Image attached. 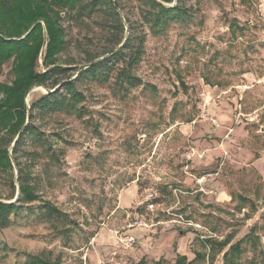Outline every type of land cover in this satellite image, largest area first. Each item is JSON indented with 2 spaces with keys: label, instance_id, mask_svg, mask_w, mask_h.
<instances>
[{
  "label": "rangeland",
  "instance_id": "rangeland-1",
  "mask_svg": "<svg viewBox=\"0 0 264 264\" xmlns=\"http://www.w3.org/2000/svg\"><path fill=\"white\" fill-rule=\"evenodd\" d=\"M91 1L61 15L64 70L26 95L57 88L65 107L28 119L17 157L38 198L0 228V264H225L235 243V264H264V0H156L186 11L167 24L151 0Z\"/></svg>",
  "mask_w": 264,
  "mask_h": 264
},
{
  "label": "trees",
  "instance_id": "trees-1",
  "mask_svg": "<svg viewBox=\"0 0 264 264\" xmlns=\"http://www.w3.org/2000/svg\"><path fill=\"white\" fill-rule=\"evenodd\" d=\"M82 1L85 0H0V73L3 64L10 60L13 73L10 82H0V171L9 175L8 183L13 195L16 191L15 184L18 191L15 200L18 204L9 201L13 195L5 198L7 200L0 196V228L11 224L10 215L17 211L23 202H32L38 198L29 172L20 164L17 157L25 134L33 130V126L29 120L26 122V119L27 116L28 119L31 118L32 111L37 107L55 110L65 106L57 88L48 91L29 105L26 103V95L33 86L44 84L53 73L64 70L55 64L57 54L65 45L64 30L60 26L61 15ZM99 1L101 0L91 2L96 4ZM104 2L114 8L112 0ZM151 3L160 10V16L155 18V21L160 23L167 24L169 20L173 21L181 18L182 14L186 15V11L178 6H164L156 0H151ZM113 11L115 14V8ZM161 16L162 19L159 18ZM39 56L45 69L43 71L37 69ZM91 69L93 68L86 72H90ZM125 74L124 78L130 81L131 75ZM57 83L54 81L53 86ZM61 85L65 86L68 92L77 95L72 79H67ZM217 243L219 248L224 250L228 239ZM239 252L238 243L224 250L225 264H235ZM184 259V255H179L177 262ZM24 264H60V261L30 255Z\"/></svg>",
  "mask_w": 264,
  "mask_h": 264
},
{
  "label": "built area",
  "instance_id": "built-area-1",
  "mask_svg": "<svg viewBox=\"0 0 264 264\" xmlns=\"http://www.w3.org/2000/svg\"><path fill=\"white\" fill-rule=\"evenodd\" d=\"M156 198V194L154 192H147L146 195H145V201H146V209L147 210H153L154 207H155V203L153 202ZM134 224H137L138 226L140 227H145V228H148V227H151L153 226L152 223L146 221L145 219H139L137 222L133 223ZM125 241L127 242V244L130 246H132V244L135 242V238L131 235H127L126 236V239Z\"/></svg>",
  "mask_w": 264,
  "mask_h": 264
},
{
  "label": "water",
  "instance_id": "water-1",
  "mask_svg": "<svg viewBox=\"0 0 264 264\" xmlns=\"http://www.w3.org/2000/svg\"><path fill=\"white\" fill-rule=\"evenodd\" d=\"M28 92H29V91H28ZM27 121H28V116H27L26 122H27ZM15 140H16V138H15L14 141L12 142V145H14ZM17 197H18V191L16 192L15 198H14L13 200H10V202H14V201L17 199Z\"/></svg>",
  "mask_w": 264,
  "mask_h": 264
},
{
  "label": "crops",
  "instance_id": "crops-1",
  "mask_svg": "<svg viewBox=\"0 0 264 264\" xmlns=\"http://www.w3.org/2000/svg\"><path fill=\"white\" fill-rule=\"evenodd\" d=\"M121 196H122V194H121ZM131 200V199H130ZM135 214H136V212H135ZM9 226V225H8ZM185 256V255H184ZM45 259V258H44ZM48 260H50V259H48ZM54 260H59L60 261V259L59 258H55V259H53V260H51V261H54ZM60 264H61V262H60Z\"/></svg>",
  "mask_w": 264,
  "mask_h": 264
}]
</instances>
